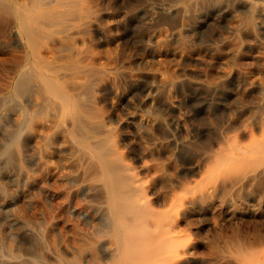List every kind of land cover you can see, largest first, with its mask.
I'll use <instances>...</instances> for the list:
<instances>
[{
  "label": "rangeland",
  "instance_id": "1",
  "mask_svg": "<svg viewBox=\"0 0 264 264\" xmlns=\"http://www.w3.org/2000/svg\"><path fill=\"white\" fill-rule=\"evenodd\" d=\"M42 1L0 0V264H115L111 179L191 264H253L264 0Z\"/></svg>",
  "mask_w": 264,
  "mask_h": 264
},
{
  "label": "bare ground",
  "instance_id": "2",
  "mask_svg": "<svg viewBox=\"0 0 264 264\" xmlns=\"http://www.w3.org/2000/svg\"><path fill=\"white\" fill-rule=\"evenodd\" d=\"M31 1V0H30ZM42 1V0H41ZM45 1V0H44ZM29 2V1H28ZM28 2H27V4H28ZM43 2V1H42ZM58 2V1H57ZM40 3V2H39ZM47 3V2H46ZM68 3V2H67ZM25 4V3H24ZM26 4V5H27ZM32 4H34V3H32ZM31 4V5H32ZM45 4V3H44ZM57 4V3H56ZM64 4V3H63ZM43 5V4H42ZM3 6V5H2ZM6 6V5H5ZM35 6V5H34ZM1 8V7H0ZM3 8H5V7H3ZM7 8V7H6ZM170 8V7H169ZM18 9V8H17ZM16 9V10H17ZM28 9V8H27ZM261 9V8H260ZM4 10V9H3ZM3 10H2V12H3ZM6 10V9H5ZM8 10L9 9H7V12H8ZM31 10V9H30ZM19 11V10H18ZM25 11H26V9H25ZM28 11V10H27ZM20 12V11H19ZM18 12V13H19ZM31 12V11H30ZM34 12H35V10H34ZM165 12V11H164ZM21 13V12H20ZM23 13V12H22ZM53 13V12H52ZM61 13V12H60ZM59 13V14H60ZM8 14H10V13H8ZM29 14V13H28ZM11 15V14H10ZM25 15V14H24ZM30 15V14H29ZM32 15V14H31ZM1 16V15H0ZM20 16V15H19ZM33 16V15H32ZM31 16V17H32ZM21 17H23V16H21ZM30 17V16H29ZM4 18H6V17H4ZM10 18V17H9ZM26 19V18H25ZM19 20V19H18ZM21 21V20H20ZM53 22V21H52ZM11 23V22H10ZM13 23V22H12ZM19 23V22H18ZM47 23V22H46ZM54 23V22H53ZM5 24V23H4ZM14 26V25H13ZM12 26V27H13ZM25 27V26H24ZM33 29V28H32ZM52 30V29H51ZM50 30V31H51ZM2 31V30H1ZM54 31V30H53ZM62 31V30H61ZM38 32V31H37ZM59 32V31H58ZM32 33H35L36 34V32H32ZM41 33V32H40ZM33 35V34H32ZM37 35H40L39 33L37 34ZM37 37V36H36ZM38 37H40V36H38ZM43 38H44V36H43ZM46 38V37H45ZM33 40L35 39L34 37L32 38ZM33 40H30V41H33ZM59 40V39H58ZM61 40V39H60ZM59 40V41H60ZM34 41H36V40H34ZM37 42V41H36ZM64 42V41H63ZM34 43V42H33ZM33 43H31V44H33ZM31 44H30V46H31ZM36 44V43H35ZM60 46H62V45H60ZM40 47H41V45H40ZM44 47V46H43ZM34 48H35V46H34ZM38 48H36V50H37ZM30 50H32V49H30ZM34 50V49H33ZM49 50H51V48L49 49ZM53 50V49H52ZM34 51H32V53H33ZM37 52V51H36ZM39 52H41V51H39ZM52 52V51H51ZM33 54H35V53H33ZM43 54V53H42ZM52 54V53H51ZM37 55L39 56V54H38V52H37ZM37 55L35 56V57H37ZM33 56V55H32ZM41 57V56H40ZM38 58V57H37ZM42 58V57H41ZM40 59V58H39ZM33 74V73H32ZM22 80H24V79H22ZM28 80V79H27ZM31 80V79H30ZM33 80V79H32ZM42 80V79H41ZM40 81V80H39ZM46 82L45 83H47V80H45ZM27 82V81H26ZM42 82V81H41ZM49 82V81H48ZM34 84V83H33ZM2 88V87H1ZM40 89V88H39ZM163 91V90H162ZM52 101V100H51ZM51 108H52V106H51ZM61 129H63V128H61ZM0 138H2L1 136H0ZM252 139V138H251ZM256 139V138H255ZM262 139H264V138H262ZM262 139H258V140H261V143L262 142H264V141H262ZM251 141V140H250ZM255 141H257V140H255ZM258 142V141H257ZM260 142H259V144H261ZM228 144V143H227ZM247 144V143H246ZM228 147V146H227ZM226 149V148H225ZM247 150H250L251 151V157H250V154H248V156L249 157H247V156H245V157H247L246 159H243L242 161L244 162V160L246 161V165L247 164H249L250 162H251V164H249L246 168H245V170H244V172H243V174H241V176L240 175H238L239 177L238 178H236L237 177V174H238V172H234L233 174H235L236 175V180L237 181H240V183L242 182V184H243V182H244V185H245V182H254V181H256V180H258V182L259 181H261V180H259V179H261L262 177H264V146H262V147H260L258 144H252L250 147H248V149ZM234 150H232V152H233ZM229 152V151H228ZM239 153H240V151H239ZM238 153V154H239ZM233 154H235L234 152H233ZM236 155H237V151H236ZM228 157V156H227ZM226 157V158H227ZM242 157H243V155H242ZM241 157V158H242ZM232 159L234 158V157H231ZM231 158H227V160L229 161ZM236 158V157H235ZM234 158V159H235ZM238 158V157H237ZM232 159L230 160V161H232ZM225 160V159H224ZM227 161V162H228ZM229 161V162H230ZM227 162H225V163H227ZM218 163V162H217ZM236 163H237V161H236ZM230 164V163H229ZM233 164V163H232ZM238 164H239V162H238ZM237 164V165H238ZM241 164V163H240ZM240 164H239V166H240ZM227 166H229V165H227ZM232 166V165H231ZM234 166H235V164H234ZM239 166H237V167H239ZM245 166V165H244ZM232 168H234V167H232ZM241 168H242V166H241ZM224 169V168H223ZM227 169V168H226ZM239 169H240V167H239ZM220 170V169H219ZM230 170H232V169H230ZM229 170V171H230ZM234 170V169H233ZM237 170V169H236ZM242 170V169H241ZM13 173V172H12ZM237 173V174H236ZM227 174V176H228V173H226ZM232 174V173H231ZM230 174V175H231ZM16 175V174H15ZM22 175H24V174H22ZM20 176V175H19ZM226 176V177H227ZM231 177V179H230V181H232L233 180V178L232 177H234L233 175H231L230 176ZM25 178V177H24ZM112 180V182L114 183V179H111ZM114 180V181H113ZM262 181H264V180H262ZM261 181V182H262ZM13 182V181H12ZM226 182V181H225ZM235 180H234V184H235ZM112 183V186H110V190H109V194L110 195H108V196H110L111 198H110V203H111V208H112V212H113V215H114V217H115V222H114V225H115V228H116V230H117V232L119 233V241L116 243V245L114 244V247L116 246V249H117V253L115 254V255H117L118 254V259H117V261H116V263L115 264H191V259H190V257H189V254L191 253L192 254V252H194V251H192V252H190L189 251V249H186V248H183L180 244H179V240L176 242V239L175 238H177L178 239V237H176L175 235V237H173V241H175L174 243H173V241H171V236H169L168 238L170 239V243H171V245H169V242H167L168 243V246H164V245H167V243H164V242H166V239H168L167 237H165V238H162V236L163 235H165V230L167 229V227H169V226H167V227H165V225H164V227L166 228H162L161 226H160V222H159V220H155V217H158V216H154L155 215V213H152V212H150V210L149 211H147V209H145V207H144V209L146 210L145 212L141 209V208H143V207H140V205H138V198L135 196L136 194H134V192H130V191H126V188H125V190L124 189H122L121 187H117L118 185L116 184V183H114L113 184ZM232 183V182H231ZM229 184V183H228ZM239 184V183H238ZM247 184V186H248V183H246ZM114 185H116V186H114ZM225 185H226V183H225ZM232 185H233V183H232ZM241 184H239V186H240ZM251 184H249V186H250ZM255 185V184H254ZM120 186V185H119ZM132 186V185H131ZM235 186V185H234ZM243 186V185H242ZM241 186V187H242ZM134 187V186H133ZM138 187V186H137ZM231 187V186H230ZM245 187V186H244ZM252 188H253V186H251ZM250 187V188H251ZM256 187V186H255ZM132 188V187H131ZM257 188V187H256ZM255 188V189H256ZM259 188V187H258ZM262 188V187H261ZM261 188H259L260 190H261ZM122 189V190H121ZM134 189H136V187L134 188ZM240 189H242V188H240ZM244 189H246V188H243V190ZM248 190H250L249 188H247ZM246 191V190H245ZM258 191V190H257ZM253 192V191H252ZM255 192V191H254ZM245 193V192H244ZM246 193H248V191L246 192ZM245 193V194H246ZM250 194V193H249ZM249 194H248V196H249ZM253 194V193H252ZM262 194H264V193H262ZM141 199H143V198H141ZM177 200V199H176ZM175 200V201H176ZM173 202H174V200H173ZM172 202V203H173ZM176 203V202H175ZM108 205H109V202H108ZM144 205V204H143ZM146 205V204H145ZM171 206H173V204H171ZM170 206V207H171ZM254 207V206H253ZM146 208H147V205H146ZM141 209V210H140ZM171 209H174V210H176L177 209V207H176V209H175V207L173 208H171ZM172 213V212H171ZM176 214H177V211L175 212ZM112 215V214H111ZM173 215H174V213H173ZM172 216V215H171ZM161 218V217H160ZM173 218V217H172ZM159 219V218H158ZM175 219V218H174ZM114 220V219H113ZM161 220V219H160ZM170 223H172V219L170 218ZM177 220V219H176ZM162 221H163V219H162ZM149 223V224H151V225H153V228L151 229V230H149V229H145V231L146 232H144V233H142V231L140 230L141 228H142V230H144L143 229V227L145 226L144 225V223ZM168 222V221H167ZM166 222V223H167ZM163 224H164V221L162 222ZM161 223V225H163ZM144 225V226H143ZM167 225V224H166ZM173 224H171L170 226H172ZM175 225V224H174ZM142 226V227H141ZM221 226V225H220ZM176 227V226H175ZM251 227V226H250ZM114 229V228H113ZM163 229H165L164 230V232H163ZM175 229V228H174ZM177 229V228H176ZM175 229V230H176ZM172 230V229H171ZM178 230V229H177ZM167 231V230H166ZM167 234V233H166ZM178 235V234H177ZM116 236V235H115ZM180 236V235H179ZM116 237H118V236H116ZM115 237V238H116ZM183 237V236H182ZM160 238H162V239H164L163 241H161V240H159ZM185 238V237H184ZM116 239H118V238H116ZM242 242V241H241ZM163 243H164V245H163ZM177 243H178V245H180L181 246V248H179V246L177 245ZM239 243V242H238ZM254 243V242H253ZM170 246H173V247H170ZM248 246V245H247ZM114 247L112 248V250L114 249ZM242 247V246H241ZM240 247V248H241ZM245 246H243V248H244ZM222 248H223V246H222ZM236 248V247H235ZM243 248L241 249L242 251H243ZM248 248H250V247H247V249ZM218 249V248H217ZM216 249V250H217ZM246 249V250H247ZM253 249V248H252ZM236 250H238V251H240L239 250V248H237ZM255 250V249H254ZM116 251V250H115ZM114 251V252H115ZM224 251V250H223ZM235 250H233V252H234ZM248 252H250L249 251V249L247 250ZM253 251V250H252ZM250 252L251 254L253 253V252ZM218 252H219V250H218ZM221 252H222V250H221ZM53 253V252H52ZM216 253H217V251H216ZM223 253V252H222ZM221 253V254H222ZM229 253V252H228ZM240 253V252H239ZM243 253V252H242ZM215 254V253H214ZM233 254V253H232ZM238 254V253H237ZM244 254V253H243ZM213 255V254H212ZM223 255H224V253H223ZM226 255V254H225ZM234 256H235V254H233ZM245 255V254H244ZM243 255V256H244ZM230 256V255H229ZM243 256H242V258H243ZM247 255H245L244 256V258L246 257ZM251 256V255H250ZM115 256H113V258H114ZM201 257V256H200ZM213 257V256H212ZM220 257H222L221 255H220ZM226 257H228V255L226 256ZM241 257V256H240ZM215 258H216V255H215ZM218 258V257H217ZM223 258V257H222ZM221 258V259H222ZM224 258H225V256H224ZM223 258V259H224ZM230 258V257H229ZM232 258V257H231ZM234 258V257H233ZM238 258V257H237ZM248 258V257H247ZM246 258V259H247ZM252 258V260H254L253 262H252V260H250L253 264H264V246H259V248H257L256 250H255V254H254V256L253 257H251ZM245 259V260H246ZM212 260V259H211ZM220 260V259H219ZM225 260V259H224ZM231 260V259H230ZM230 260H228V259H226V262H229ZM236 261L238 260V259H235ZM197 261V260H196ZM199 261V260H198ZM213 261V260H212ZM218 261V260H217ZM232 261V260H231ZM230 261V262H231ZM234 261V260H233ZM240 260H238L237 262H232V263H230V264H239L240 262H239ZM247 261V260H246ZM249 261V262H250ZM243 262H245V261H243ZM248 262V261H247ZM198 263V262H197ZM215 263V262H214ZM229 263H225V262H223V263H220V264H229ZM200 264H201V262H200ZM217 264H218V262H217ZM248 264V263H247ZM250 264V263H249Z\"/></svg>",
  "mask_w": 264,
  "mask_h": 264
}]
</instances>
